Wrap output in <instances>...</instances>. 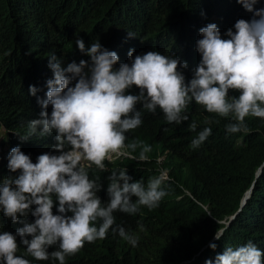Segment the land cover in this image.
<instances>
[{
    "label": "clouds",
    "instance_id": "1",
    "mask_svg": "<svg viewBox=\"0 0 264 264\" xmlns=\"http://www.w3.org/2000/svg\"><path fill=\"white\" fill-rule=\"evenodd\" d=\"M215 6L226 17L203 13L182 22L165 12L152 40L121 28L115 39L74 37L53 49L26 44L19 50L30 58L29 65L13 67V92L23 107L7 120L0 117V264H32L31 256L65 264L85 242L106 238L115 211L158 207L167 194L164 169L145 186L130 182L126 168H113L123 158L146 161L152 151L143 141L126 142L125 133L142 124L137 104L153 114L159 108L177 125L191 113L192 131L211 123L197 122L198 110L215 113L213 120L216 114L234 117L228 133H248L247 116L264 119V0H219ZM211 131L205 127L191 147ZM112 230L137 245L123 227ZM220 233L193 254L195 264H264V239L255 234L222 254L210 252ZM50 246L59 250L49 252Z\"/></svg>",
    "mask_w": 264,
    "mask_h": 264
},
{
    "label": "trees",
    "instance_id": "2",
    "mask_svg": "<svg viewBox=\"0 0 264 264\" xmlns=\"http://www.w3.org/2000/svg\"><path fill=\"white\" fill-rule=\"evenodd\" d=\"M216 2L219 0H0V117L7 120L23 107L13 92V67L30 64V58L19 52L25 46L53 49L74 37L115 39L121 28L152 40L161 32L165 12L182 22L199 19L203 13L226 17ZM136 108L142 124L125 133L126 142L143 141L152 151L146 161L123 158L116 160L113 168H126L130 182L139 180L145 186L164 169L168 179L163 180L162 188L167 194L154 209L140 206L135 214L115 211L106 238L85 242L79 252L66 256L65 264H178L186 259L190 260L182 264H195L193 254L218 229L216 248H209L217 254L225 247H238L248 234L264 239V163L251 194L235 213L255 169L264 161V119L247 116L248 133H228L226 125L234 123V117L216 114L213 120L215 113L209 117L198 110L197 122L211 123L192 131L190 121H195L191 113L177 125L167 122L159 108L155 114L141 104ZM205 127L211 128V134L193 149L191 141ZM10 141H14L12 135ZM133 154L138 156L139 149ZM156 155L164 157L157 161ZM232 213L235 215L227 224L221 222ZM117 226L136 236L137 245L113 232ZM55 250L59 247L48 248L49 252ZM31 263L59 261L51 257L39 261L31 256Z\"/></svg>",
    "mask_w": 264,
    "mask_h": 264
},
{
    "label": "water",
    "instance_id": "3",
    "mask_svg": "<svg viewBox=\"0 0 264 264\" xmlns=\"http://www.w3.org/2000/svg\"><path fill=\"white\" fill-rule=\"evenodd\" d=\"M246 197H247V193H245V195L241 198V202H240V205L244 202V200L246 199Z\"/></svg>",
    "mask_w": 264,
    "mask_h": 264
},
{
    "label": "rangeland",
    "instance_id": "4",
    "mask_svg": "<svg viewBox=\"0 0 264 264\" xmlns=\"http://www.w3.org/2000/svg\"><path fill=\"white\" fill-rule=\"evenodd\" d=\"M163 176V175H162Z\"/></svg>",
    "mask_w": 264,
    "mask_h": 264
}]
</instances>
